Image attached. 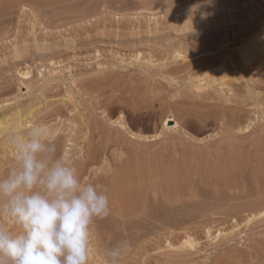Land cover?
Wrapping results in <instances>:
<instances>
[{"label": "rangeland", "instance_id": "obj_1", "mask_svg": "<svg viewBox=\"0 0 264 264\" xmlns=\"http://www.w3.org/2000/svg\"><path fill=\"white\" fill-rule=\"evenodd\" d=\"M21 113L109 197L89 264L121 242L118 264H264V0H0V119Z\"/></svg>", "mask_w": 264, "mask_h": 264}, {"label": "clouds", "instance_id": "obj_2", "mask_svg": "<svg viewBox=\"0 0 264 264\" xmlns=\"http://www.w3.org/2000/svg\"><path fill=\"white\" fill-rule=\"evenodd\" d=\"M6 140L12 166L0 175V264H89L91 228L110 214L108 195L82 183L71 158L57 155L47 123ZM128 248L121 242L104 257L118 264Z\"/></svg>", "mask_w": 264, "mask_h": 264}, {"label": "bare ground", "instance_id": "obj_3", "mask_svg": "<svg viewBox=\"0 0 264 264\" xmlns=\"http://www.w3.org/2000/svg\"><path fill=\"white\" fill-rule=\"evenodd\" d=\"M16 1V0H15ZM24 1V0H23ZM20 2V1H19ZM25 3V2H24ZM21 4V3H20ZM21 6V5H20ZM23 6V5H22ZM254 42H257V41H253L252 42V44L254 43ZM245 43V42H244ZM251 44V43H250ZM252 47V46H251ZM251 48H250V45H245V46H243L241 49H239V53L241 54V56H242V58H247V57H249L250 55H251ZM213 65V64H212ZM203 66V65H202ZM234 66H235V69H236V71H239L238 70V66H236L235 64H234ZM245 69V68H244ZM228 69L227 68H221L220 69V71L219 72H217V73H214V72H211V73H209V74H207L206 76H208V77H210V78H212V80H213V82L214 81H216V76L218 75V74H220V76H221V78H222V80L224 81L223 82V84H222V87H229V85L231 84V81L234 79V78H236V77H234L233 75H234V73H233V75L230 77V80H227V76H226V71H227ZM227 72H229V71H227ZM203 75V74H202ZM204 80H206V77L204 78V79H202V80H200V84L201 85H198V86H196L198 89H202V88H204V84H203V81ZM207 81V80H206ZM231 86V85H230ZM205 89V88H204ZM202 91V90H201ZM232 91V90H231ZM221 93H222V91H220ZM228 101H230V99H228ZM20 113V112H19ZM23 113V112H22ZM22 113H21V116H18V117H16L15 116V114H13L14 116V118H11V117H9V118H11V119H9L8 117H6V118H3V119H0V134H2V133H6V131L8 132V131H10L11 129L13 130V131H19L20 130V128L21 127H23V121H22V119H23V117H22ZM25 113V112H24ZM30 115H31V113H30ZM124 120V119H123ZM123 120H122V123H123ZM121 123V124H122ZM120 124V123H119ZM118 124V125H119ZM120 124V125H121ZM119 125V126H120ZM178 123L176 122V120H174V119H167L166 120V122H165V126H166V128H168V129H172V130H174V129H176V128H178ZM120 128H121V126H120ZM122 128L124 129V130H128V128H126V126L124 125V126H122ZM121 128V129H122ZM246 128V127H245ZM9 129V130H8ZM11 130V131H12ZM246 130V129H245ZM130 132V131H129ZM247 132V131H246ZM127 133V132H126ZM128 135H130L129 133H127ZM3 135V134H2ZM131 137V139L132 140H141V136L139 137V136H137V134H131L130 135ZM159 136H160V134H159ZM158 136V134H157V138L159 137ZM156 138V137H155ZM151 139V138H150ZM147 140V139H146ZM152 140H154V139H152ZM134 165V164H133ZM138 166V165H137ZM143 167V166H142ZM133 168H134V166H133ZM138 169H139V167H138ZM135 171V170H134ZM125 174V173H124ZM137 175V174H136ZM142 175V174H141ZM123 177V176H122ZM131 177V176H130ZM148 177V176H147ZM126 180V179H125ZM231 181V180H230ZM135 182V181H134ZM145 182V181H144ZM142 183V182H141ZM130 185H131V183H130ZM148 187V186H147ZM126 188V187H125ZM124 189V188H123ZM126 190H128V189H126ZM147 190V189H146ZM123 192V191H122ZM144 194V193H143ZM118 196V195H117ZM145 196H143L142 195V192L140 191V190H138V189H134V190H129V191H127V192H125L124 194H122V196H121V201H122V204H124L126 207H128V208H133V209H136V208H142L143 206H145V205H143V203H144V200H146L145 198H144ZM239 197V196H238ZM149 199V198H148ZM147 201V200H146ZM145 201V202H146ZM119 202V201H118ZM121 203V202H120ZM147 206V205H146ZM149 206V205H148ZM123 208V207H122ZM149 209V208H148ZM147 209V210H148ZM139 210V209H138ZM143 211V210H142ZM129 212V211H128ZM260 214H262V213H260ZM264 214V213H263ZM259 216V215H258ZM255 218V217H254ZM251 220V219H250ZM99 222H100V220H99ZM210 231V230H209ZM208 233H210V232H208ZM217 233V232H216ZM210 235H211V233H210ZM223 235V233L219 230L218 231V233H217V235L214 237V239H218V238H220L221 236ZM226 235V234H225ZM212 236H214V235H212ZM214 241V240H213ZM196 242V241H195ZM196 244V243H195ZM167 245H169V243L167 244ZM193 243H192V241H191V238L189 237V238H186L184 241H183V243H182V247H187V246H189V247H193ZM170 248V247H169ZM179 248V247H178ZM188 248V247H187Z\"/></svg>", "mask_w": 264, "mask_h": 264}]
</instances>
